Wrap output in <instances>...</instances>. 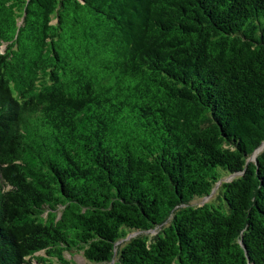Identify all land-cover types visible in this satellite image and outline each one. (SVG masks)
Here are the masks:
<instances>
[{
	"label": "trees",
	"instance_id": "trees-1",
	"mask_svg": "<svg viewBox=\"0 0 264 264\" xmlns=\"http://www.w3.org/2000/svg\"><path fill=\"white\" fill-rule=\"evenodd\" d=\"M263 141L264 0H0V264H264Z\"/></svg>",
	"mask_w": 264,
	"mask_h": 264
},
{
	"label": "rangeland",
	"instance_id": "rangeland-1",
	"mask_svg": "<svg viewBox=\"0 0 264 264\" xmlns=\"http://www.w3.org/2000/svg\"><path fill=\"white\" fill-rule=\"evenodd\" d=\"M264 148V145L258 150V153ZM229 180V179H227ZM206 201V199H203V200H196L193 202L194 205H201L203 204L204 202ZM155 232L152 231V232H149V233H146L148 234L149 236L153 235ZM134 234H130L129 236H133ZM34 256L36 257H43L44 254L43 252H39L37 254H35ZM64 258L66 260H70L72 263L74 264H89L87 261L84 260V258L82 257V255L80 253H72L70 255L68 254H64ZM31 264H38L36 261H31Z\"/></svg>",
	"mask_w": 264,
	"mask_h": 264
},
{
	"label": "water",
	"instance_id": "water-1",
	"mask_svg": "<svg viewBox=\"0 0 264 264\" xmlns=\"http://www.w3.org/2000/svg\"><path fill=\"white\" fill-rule=\"evenodd\" d=\"M263 145H264V141L260 144V147H259L257 150H255V151L253 152V154H252L251 157L248 159V161H254L255 156H256L257 153H258V150H259Z\"/></svg>",
	"mask_w": 264,
	"mask_h": 264
}]
</instances>
